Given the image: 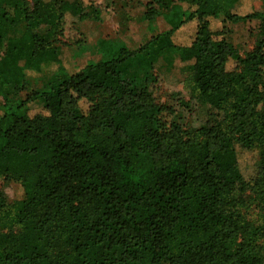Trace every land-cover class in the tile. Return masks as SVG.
Returning <instances> with one entry per match:
<instances>
[{"label":"trees","instance_id":"16d2710c","mask_svg":"<svg viewBox=\"0 0 264 264\" xmlns=\"http://www.w3.org/2000/svg\"><path fill=\"white\" fill-rule=\"evenodd\" d=\"M31 1L0 0V179L21 187L12 203L0 194V264H264V0L246 13L240 0H148L143 19L168 31L132 49L102 39L71 74L58 50L85 0ZM252 19L259 37L241 55L227 34ZM189 24V44H174ZM166 48L221 120L189 132L163 117L151 74L122 77L126 61L141 71ZM239 154L253 156L247 175Z\"/></svg>","mask_w":264,"mask_h":264},{"label":"rangeland","instance_id":"374dc122","mask_svg":"<svg viewBox=\"0 0 264 264\" xmlns=\"http://www.w3.org/2000/svg\"><path fill=\"white\" fill-rule=\"evenodd\" d=\"M30 6L32 1L28 0ZM148 0H85L88 6L86 14L80 19L77 16L66 14L64 19V31L61 38L62 45L58 54L61 64L65 70L71 74L90 61L100 58L97 51L99 42L102 39L114 40L132 49L143 41L144 34L148 30L153 33L166 32L171 26L162 17H157L151 22L143 19L144 5ZM261 5L257 0H240L234 9L239 13H246L260 10ZM258 20L252 19L237 25H232V31L227 37L240 50L241 55L249 51L256 44L259 37ZM24 25L20 23L10 36H17L22 31ZM195 30V25L189 24L176 30L171 41L176 45H188L191 35ZM4 50V45L0 47V53ZM177 60V52L174 48L164 49L157 57L156 61L149 68L140 67L132 61H126L121 65L120 73L124 78H130L133 74L141 75L147 72L155 80L149 89L154 92L157 101L170 108L169 112H164L166 120L179 122L184 129L194 132L209 121H219L223 113L214 110L209 105L201 102L194 93L191 76ZM49 76V75H48ZM47 77L41 80L28 81L25 89L21 92L22 98L34 91L41 92L47 89ZM42 106V100L36 99L29 104L28 113L33 115ZM4 102L0 97V116L4 112ZM250 154H239L238 166L243 175H247L253 168ZM0 194L6 202L12 203L19 199L21 187L19 184L0 179ZM246 196V194H245ZM250 216H254L253 211H248Z\"/></svg>","mask_w":264,"mask_h":264}]
</instances>
